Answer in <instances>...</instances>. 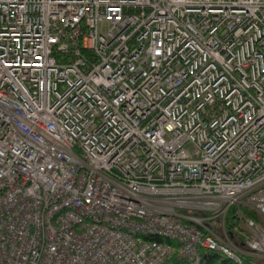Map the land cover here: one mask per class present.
I'll list each match as a JSON object with an SVG mask.
<instances>
[{
  "label": "built area",
  "instance_id": "2783aa9c",
  "mask_svg": "<svg viewBox=\"0 0 264 264\" xmlns=\"http://www.w3.org/2000/svg\"><path fill=\"white\" fill-rule=\"evenodd\" d=\"M203 250L264 264V0H0V264Z\"/></svg>",
  "mask_w": 264,
  "mask_h": 264
},
{
  "label": "trees",
  "instance_id": "16d2710c",
  "mask_svg": "<svg viewBox=\"0 0 264 264\" xmlns=\"http://www.w3.org/2000/svg\"><path fill=\"white\" fill-rule=\"evenodd\" d=\"M238 211H244L246 214L252 216L256 220H259V218L251 211V209L242 205H234L229 208L226 214V226L231 234L232 239L237 243H241L245 238L244 234H247V232L241 225V218H239L237 214ZM174 245L176 248L178 247L177 244ZM202 256L203 264H237L226 255L215 251L203 250ZM246 260L250 264H255L256 262L254 258L250 257H248ZM260 261L264 262V259H261ZM170 262L171 264H186L184 260H180L177 257V252H174Z\"/></svg>",
  "mask_w": 264,
  "mask_h": 264
}]
</instances>
